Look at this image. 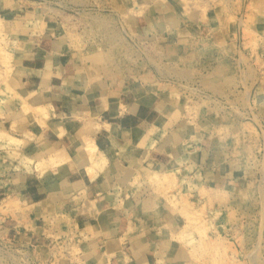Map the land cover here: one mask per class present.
I'll return each mask as SVG.
<instances>
[{"label":"rangeland","instance_id":"rangeland-1","mask_svg":"<svg viewBox=\"0 0 264 264\" xmlns=\"http://www.w3.org/2000/svg\"><path fill=\"white\" fill-rule=\"evenodd\" d=\"M174 1L180 12L175 39L201 44L203 63L192 50L181 57L162 41L132 33L134 0H0V184L12 170L31 162L21 155L19 133L26 126L33 133L41 128L28 125L27 116L36 107L13 85L16 41L27 37V27L40 26L43 32L56 25L70 55L88 75L129 87L136 83L166 99L167 107L153 125L162 128L163 136L182 127L187 137L204 136L205 147H212L210 140L218 142L213 147L229 180L217 182L216 188L201 184L195 171L181 166L170 170L173 176L165 185L158 182V187L153 179L154 193L163 196L178 218L173 239L188 250L190 264H264V0ZM208 52L214 60L207 59ZM180 75L185 79L175 78ZM20 104L22 116L7 129L5 111L11 106L20 112ZM67 119L51 123L60 124V133L76 130L69 141L80 145L76 148L92 142ZM91 167L87 173L94 172ZM26 213L17 197L0 198V264L73 259L80 233L71 225L61 233L48 230L50 242L42 246L20 241ZM6 216L20 218L16 238L5 233Z\"/></svg>","mask_w":264,"mask_h":264},{"label":"crops","instance_id":"crops-1","mask_svg":"<svg viewBox=\"0 0 264 264\" xmlns=\"http://www.w3.org/2000/svg\"><path fill=\"white\" fill-rule=\"evenodd\" d=\"M134 1L132 33L162 41L181 57L192 50L204 62L201 44L175 39L180 21L176 1ZM39 27H27V37L16 41L13 85L29 104L46 106L51 121L73 119L81 134L92 140L95 156L93 164H80L66 144L72 129L60 136L49 126L37 133L23 128L20 152L31 162L12 170L0 184V198L17 197L27 211L19 240L42 246L50 242L48 230L61 233L71 225L76 235L80 233L77 252L60 264H190L188 250L173 239L178 218L163 196L154 193L153 179L181 166L195 171L201 184L216 188L217 182L229 180L213 147L218 142L210 140L212 147H205L204 136L199 140L195 133L191 141L182 127L168 129L163 136L162 128L153 126L167 107L163 96L136 83L129 87L88 75L70 55L56 25L43 32ZM212 53H207L208 60L215 59ZM21 111V104L20 112L11 106L5 111L7 129ZM59 149L67 161L39 171L38 160ZM87 166L94 174L88 175ZM18 220L3 218L5 233L14 238Z\"/></svg>","mask_w":264,"mask_h":264},{"label":"bare ground","instance_id":"bare-ground-1","mask_svg":"<svg viewBox=\"0 0 264 264\" xmlns=\"http://www.w3.org/2000/svg\"><path fill=\"white\" fill-rule=\"evenodd\" d=\"M8 70H9V68H8ZM19 95V94H18ZM24 98H26V97H24ZM21 99H23V98H21ZM23 101H24V99H23ZM22 101V102H23ZM42 105V104H41ZM41 105H38L37 104V106H35L36 108L34 109V108H32V110H31V112H30V114L27 116V122H28V125L29 126H33L32 124L33 123H35V124H37V125H39L40 127H43V126H49L55 133H57L58 135H63L64 133L63 132H61L60 133V129H61V127H59L60 126V124L59 125H54V124H52L51 122L52 121H50V118H49V115H48V117H47V110H45L46 108L44 107V108H42V106ZM47 111V112H46ZM49 113V112H48ZM68 120V119H67ZM65 122H67V121H65ZM72 122V121H71ZM67 123H70V122H67ZM107 126H108V130H110V128H111V126H109L108 124H106ZM105 125V126H106ZM71 126H72V124H71ZM74 126V125H73ZM72 126V128H74ZM48 128V127H47ZM98 128V127H97ZM107 128V127H106ZM74 129H76V128H74ZM73 130V129H72ZM75 132H77L76 130L74 131V133ZM71 136V135H70ZM84 140H85V137L83 138ZM81 140L82 142L81 143H83L84 142V140ZM15 140H18V139H15ZM14 140V141H15ZM80 140V139H79ZM76 141V143L78 142L77 140H75ZM90 141H92V140H90ZM15 142H17V141H15ZM80 142V141H79ZM75 143V142H74ZM15 145L17 144V143H14ZM66 144H68V147H70V150H72V153L73 154H75L77 157H79L80 158V164L81 165H86V163L87 162H89V163H91V160H93V151L95 150V147H94V145H93V143L92 142H87V143H84L83 145H82V147L81 148H76V146L77 147H79L78 145H74L73 144V142H69V140H68V143H66ZM14 145V146H15ZM19 147V146H18ZM64 153H65V151L64 150H62V149H59V150H55L53 153H50L47 157H44V158H40L39 159V163H38V168H40V170L39 171H41V170H45V169H48V168H50L51 170H52V168H55L56 166H58V165H60L61 163H63L65 160H66V158H67V156H65L64 155ZM118 153V152H117ZM61 156H63V157H61ZM65 156V157H64ZM100 156V155H99ZM67 161V160H66ZM70 161V160H69ZM68 161V162H69ZM93 162V161H92ZM77 166V165H76ZM52 167V168H51ZM88 167V166H87ZM92 168V167H91ZM93 169V168H92ZM88 170H91V169H89L88 168ZM87 171V170H86ZM90 172V171H89ZM88 172V173H89ZM91 173H92V170H91ZM91 173H89V174H91ZM94 173V172H93ZM92 173V174H93ZM88 174V175H89ZM172 172L171 171H165L164 173H162V174H160L158 177H156V178H154L155 179V182H156V184L159 182V184H163V185H165V183L163 182V181H165V180H168V181H170V179H172ZM155 184V183H154ZM158 185V184H157ZM162 185V186H163ZM166 186H167V184H166ZM156 187V185L154 186V188ZM158 187H159V185H158ZM161 188V187H160ZM159 188V189H160ZM163 188H164V186H163ZM166 188V187H165ZM158 189V188H157ZM164 190V189H163ZM109 202H110V200H109ZM175 203V202H174ZM102 210V209H101ZM194 218V217H193ZM123 257H124V255H123Z\"/></svg>","mask_w":264,"mask_h":264}]
</instances>
